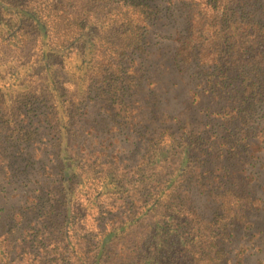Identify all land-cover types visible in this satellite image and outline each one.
I'll list each match as a JSON object with an SVG mask.
<instances>
[{
    "label": "trees",
    "instance_id": "obj_1",
    "mask_svg": "<svg viewBox=\"0 0 264 264\" xmlns=\"http://www.w3.org/2000/svg\"><path fill=\"white\" fill-rule=\"evenodd\" d=\"M0 264H264V0H0Z\"/></svg>",
    "mask_w": 264,
    "mask_h": 264
}]
</instances>
